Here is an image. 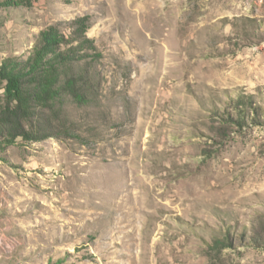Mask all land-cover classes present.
Returning a JSON list of instances; mask_svg holds the SVG:
<instances>
[{"label": "rangeland", "instance_id": "1", "mask_svg": "<svg viewBox=\"0 0 264 264\" xmlns=\"http://www.w3.org/2000/svg\"><path fill=\"white\" fill-rule=\"evenodd\" d=\"M6 1L0 65L56 25L94 90L0 135V264H264V0Z\"/></svg>", "mask_w": 264, "mask_h": 264}, {"label": "trees", "instance_id": "2", "mask_svg": "<svg viewBox=\"0 0 264 264\" xmlns=\"http://www.w3.org/2000/svg\"><path fill=\"white\" fill-rule=\"evenodd\" d=\"M19 4L17 0L5 2L7 6ZM84 43L51 25L41 32L29 56L4 58L0 65L4 88L0 93V135H5L7 142L13 143L19 137L37 140L53 136L48 128H34L33 122L41 112L60 116L67 97L79 105L91 102L94 88L90 63L81 55ZM60 126L64 128V123Z\"/></svg>", "mask_w": 264, "mask_h": 264}]
</instances>
